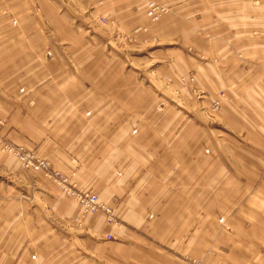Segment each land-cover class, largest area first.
Returning a JSON list of instances; mask_svg holds the SVG:
<instances>
[{"label": "crops", "instance_id": "obj_1", "mask_svg": "<svg viewBox=\"0 0 264 264\" xmlns=\"http://www.w3.org/2000/svg\"><path fill=\"white\" fill-rule=\"evenodd\" d=\"M200 2L209 24L187 20L171 60L206 93L172 73L184 109L57 2L0 0V135L74 173L121 224L0 150V264H264V0Z\"/></svg>", "mask_w": 264, "mask_h": 264}, {"label": "rangeland", "instance_id": "obj_2", "mask_svg": "<svg viewBox=\"0 0 264 264\" xmlns=\"http://www.w3.org/2000/svg\"><path fill=\"white\" fill-rule=\"evenodd\" d=\"M51 1L57 2L61 12H63L80 31H90L88 29L90 25H92L93 30H91L100 36V44L113 52V54L117 56V59L125 62L126 65L124 67L126 72L132 71L137 75V78L148 77L150 82L152 78L154 79V77L159 76L161 80L165 82V87H159L158 91L162 106H177L187 109V105H189V102L182 101L179 97L178 99L175 97V89L172 87V73H174L175 76L178 74L176 77L180 82V87L190 88L193 97L202 99L203 95L206 94L204 91L196 88V82L192 72L186 71L181 74L182 70L179 66H174L171 62L174 58L173 53L177 51L174 50V48L180 46L178 42L181 41V36H183L181 34L182 30L180 31V29L184 28L186 21L188 20V24L194 25L198 35H203L202 27H207L209 24L208 19L206 22H202L200 0H188L187 2H189L188 4L192 8L189 11L185 10L183 7L185 3L184 0ZM89 2L90 4H88ZM204 10L207 14L208 7L206 3ZM150 82L149 84L153 83ZM154 84L156 85V83ZM180 90H177L178 94ZM219 96L224 97L223 94H219ZM220 105V98L213 102L210 107L211 116L218 113ZM184 113L186 115L185 110ZM188 115H191V113L188 112ZM1 124L2 121L0 125ZM6 145H16L15 147L23 146L15 142L13 143L0 135V150L20 164L16 157L5 151L7 150L5 149ZM23 149L27 150V148L24 147ZM27 151L34 153L37 158L47 163V161L40 158L35 151ZM20 166L23 169L21 164ZM61 174L63 175L65 173L62 172ZM58 190L61 192V195L75 202L71 197L65 194L64 190Z\"/></svg>", "mask_w": 264, "mask_h": 264}, {"label": "built area", "instance_id": "obj_3", "mask_svg": "<svg viewBox=\"0 0 264 264\" xmlns=\"http://www.w3.org/2000/svg\"><path fill=\"white\" fill-rule=\"evenodd\" d=\"M216 108V107H215ZM1 123V121H0ZM16 146V145H15ZM13 145H6L5 150L7 153L16 157L23 169L26 171H34L43 174L44 177L52 179L57 185L58 189L64 190L65 194L71 197L77 206L84 214L95 215L101 214L104 217L107 225L119 227L121 224L116 220L115 210L105 204L97 194H93L84 189L77 188L73 182L74 173L65 175L54 170L50 164L45 163L43 160L37 158L34 153L28 152L23 147H15ZM111 238L107 235V239ZM185 264H204L201 260L185 256Z\"/></svg>", "mask_w": 264, "mask_h": 264}, {"label": "bare ground", "instance_id": "obj_4", "mask_svg": "<svg viewBox=\"0 0 264 264\" xmlns=\"http://www.w3.org/2000/svg\"><path fill=\"white\" fill-rule=\"evenodd\" d=\"M222 221V220H221Z\"/></svg>", "mask_w": 264, "mask_h": 264}]
</instances>
